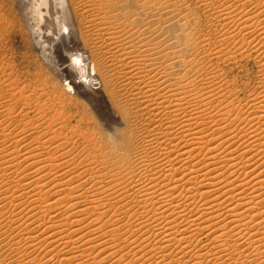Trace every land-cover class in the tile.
<instances>
[{
  "label": "bare ground",
  "instance_id": "obj_1",
  "mask_svg": "<svg viewBox=\"0 0 264 264\" xmlns=\"http://www.w3.org/2000/svg\"><path fill=\"white\" fill-rule=\"evenodd\" d=\"M69 1L76 43L62 0L20 3L62 90L123 124L121 143L37 93L36 112H13L32 101L11 82L6 96L4 79L0 264H264V0L217 18L211 0H192L207 29L236 32L254 55L258 89L244 100L215 87L220 52L190 0Z\"/></svg>",
  "mask_w": 264,
  "mask_h": 264
},
{
  "label": "rangeland",
  "instance_id": "obj_2",
  "mask_svg": "<svg viewBox=\"0 0 264 264\" xmlns=\"http://www.w3.org/2000/svg\"><path fill=\"white\" fill-rule=\"evenodd\" d=\"M233 1L234 0H211L213 16H216V18L219 17L220 10L223 6H229L233 9H236L237 5L241 4V1L239 2V0ZM69 3V0H62L63 9L65 10V19L67 20L66 22L70 27L68 37H70V41L72 43H76L74 42L75 40L78 42L81 41V34L77 28L76 20ZM189 4L194 9L191 12H194L193 14H195L197 17H200V25L203 34L205 37L213 41L212 49L220 52L218 53L219 57L216 53V57L212 59V78L215 79V87L220 88L222 91L225 90L223 93H228L229 95H232L233 98L236 96L238 100H244L249 95L255 93V90L258 89V80L256 74L257 64L254 55L249 58L241 55L240 35L236 34V32H233V38L231 40L225 39L224 34L218 31L220 26L216 29H213V23L212 30L207 29L205 27V22H207L205 17L207 16L202 13L203 10L201 11L199 9H195L194 1L192 0H190ZM247 4H245L247 6L246 10L249 8L248 10L251 9L250 12H253L255 10V4H249L248 2ZM250 5L253 6L251 7ZM23 9L24 6L21 5L20 0H0V85H3L1 88H3L5 85L8 87L9 83L11 82L10 89L13 87L12 90H10L9 87L7 88L5 86L4 88L6 90L3 88L2 91H6L4 92L5 95H9L11 93L10 91L13 93L17 92L18 97L21 93L20 99H24V101L25 98L23 97H29L30 99L32 94L35 95L37 93V96L40 94L39 98L41 101L39 100L40 103L38 102L39 107L40 105H43L42 101L44 102V100L46 101V104L44 103L45 105H49V107L51 106L50 109L53 108L54 105H58L59 107L63 108L62 110L64 115L66 117H70L73 124L75 123L74 126L76 125L80 127L81 125L80 128L83 130H92L100 136H104L106 139L109 138L118 144L121 143V138L117 137L118 135L116 134V131L113 129V127L123 129V124L114 118L105 117L95 105L96 103L94 102L93 98L90 99L88 96L86 97V95H81L77 91L74 94L71 93L70 90H62L60 83L61 81L59 79L57 80L58 76L56 77L55 75L56 71L52 70L49 65L45 63L44 58L41 56V49L36 45L32 37L30 27L24 18ZM222 31H224V29H222ZM233 52H235V54ZM63 56L64 55H62V57ZM4 79H7L8 82H5ZM3 82H5V85L2 84ZM22 93H24V95ZM50 98L56 102V104H54V102L51 100L53 106ZM32 99L33 98L30 99V101L33 102H31L32 104L27 101H25L27 102L26 104H23L22 100L21 103H19V101H12L13 107L10 108L13 112H15L14 110L17 107L16 113H20V110L18 109H20L22 106L23 107L21 109L24 111L27 109V106L32 105L31 107H33L34 104L36 105V99ZM104 102L105 98L101 97L99 101L100 109L112 114L113 112L109 109L108 105L103 106ZM16 103L19 106L15 105ZM59 103L63 104L61 105ZM34 107L33 109L36 112ZM108 123H112V126H109L110 124Z\"/></svg>",
  "mask_w": 264,
  "mask_h": 264
},
{
  "label": "snow or ice",
  "instance_id": "obj_3",
  "mask_svg": "<svg viewBox=\"0 0 264 264\" xmlns=\"http://www.w3.org/2000/svg\"><path fill=\"white\" fill-rule=\"evenodd\" d=\"M77 63H78V61H77Z\"/></svg>",
  "mask_w": 264,
  "mask_h": 264
}]
</instances>
